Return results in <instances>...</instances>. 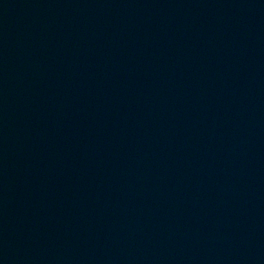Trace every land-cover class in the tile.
Wrapping results in <instances>:
<instances>
[{
	"label": "water",
	"instance_id": "water-1",
	"mask_svg": "<svg viewBox=\"0 0 264 264\" xmlns=\"http://www.w3.org/2000/svg\"><path fill=\"white\" fill-rule=\"evenodd\" d=\"M0 264H264V0H0Z\"/></svg>",
	"mask_w": 264,
	"mask_h": 264
}]
</instances>
